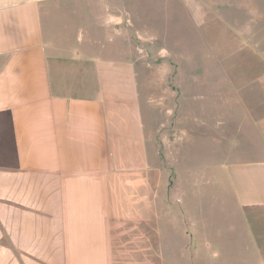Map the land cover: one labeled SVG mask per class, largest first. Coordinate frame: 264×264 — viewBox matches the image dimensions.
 <instances>
[{"label":"crops","instance_id":"crops-1","mask_svg":"<svg viewBox=\"0 0 264 264\" xmlns=\"http://www.w3.org/2000/svg\"><path fill=\"white\" fill-rule=\"evenodd\" d=\"M115 5L84 8L103 11L100 29L76 0L0 1V264H157V240L171 261L264 264V71L219 99L225 223L195 230L160 195L175 221L165 237Z\"/></svg>","mask_w":264,"mask_h":264},{"label":"rangeland","instance_id":"rangeland-1","mask_svg":"<svg viewBox=\"0 0 264 264\" xmlns=\"http://www.w3.org/2000/svg\"><path fill=\"white\" fill-rule=\"evenodd\" d=\"M76 1L82 5V19L92 13L96 19L92 24L101 29L103 11L84 9L88 2L96 0ZM104 1L116 3L114 7L119 9L115 12L122 18L115 23L121 29L118 35L123 39L125 60L136 76L132 83L128 82L130 92L137 90L136 81L138 84L139 93L132 103L144 133L143 160L151 171L155 169L146 177L157 182L158 226L168 237L175 224L170 217L161 216L167 209L161 205L160 195H169L174 209L182 205L184 217L187 210V224L190 227L193 223L195 230L203 225L224 224L217 193L227 192L221 182L223 171L218 169L215 126L219 99L238 97L236 85L259 81L263 75L264 0ZM109 30L113 35L117 33L112 26ZM203 98L209 100L207 107ZM176 100L181 101L178 111L183 118L173 134L186 147L183 152L171 151L170 144ZM211 177H215V183ZM178 226L181 229L185 221ZM159 245L157 240V264H185L182 256L171 261L170 254L176 251L160 249Z\"/></svg>","mask_w":264,"mask_h":264}]
</instances>
